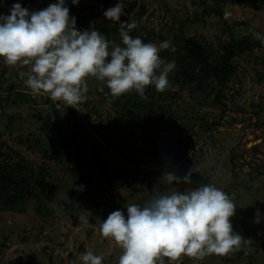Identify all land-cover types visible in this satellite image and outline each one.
I'll list each match as a JSON object with an SVG mask.
<instances>
[{"label":"rangeland","instance_id":"obj_1","mask_svg":"<svg viewBox=\"0 0 264 264\" xmlns=\"http://www.w3.org/2000/svg\"><path fill=\"white\" fill-rule=\"evenodd\" d=\"M14 2L0 0V13ZM19 2L31 11L54 0ZM65 2L78 30L94 27L121 43L119 21L103 15L117 0ZM123 3L120 20L136 21L130 35L157 44L167 39L183 52L184 41L194 38L213 64L228 45L264 33V0ZM167 53L159 55L167 61ZM232 62L222 90L213 75L189 83L175 63L163 91L149 84L143 98L135 90L112 97L89 76L84 100L71 106L33 93L23 82L28 65L0 59V264H82L84 251L117 264L121 249L101 235V220L143 203L165 171L182 177L190 170L191 183L179 188L211 182L230 195L235 211L253 206L254 217L248 226L231 217L246 240L238 250L161 257L164 264H264V47ZM63 134L76 136L80 158Z\"/></svg>","mask_w":264,"mask_h":264},{"label":"clouds","instance_id":"obj_2","mask_svg":"<svg viewBox=\"0 0 264 264\" xmlns=\"http://www.w3.org/2000/svg\"><path fill=\"white\" fill-rule=\"evenodd\" d=\"M124 7L117 0L103 11L104 17L119 21L121 43H115L94 27L78 30L65 0L31 11L15 0L7 13H0V59L28 65L23 82L33 93H47L71 106L84 100L89 76L103 81L112 97L135 90L143 98L149 84L163 91L175 61H165L159 52L170 41L157 44L130 35L136 21L120 20ZM252 35L264 44V33ZM190 172L181 177L165 171L143 203H128L126 215L116 208L101 220V235L121 249L117 264H164L161 257L174 260L182 253L226 254L246 243L232 227L236 206L227 192L211 182L178 187L181 181L191 183ZM80 260L102 264V254L84 251Z\"/></svg>","mask_w":264,"mask_h":264},{"label":"trees","instance_id":"obj_3","mask_svg":"<svg viewBox=\"0 0 264 264\" xmlns=\"http://www.w3.org/2000/svg\"><path fill=\"white\" fill-rule=\"evenodd\" d=\"M183 44V50H185V52L180 50L182 47L171 43L170 47L166 48L168 50V53L166 54V60H174L176 64H179L184 79L189 83L198 81L200 77H209L212 75L217 77L221 90L227 87V83L232 76L233 71L235 70V66L232 62L233 58L245 51L252 50L253 47H264V44H262L258 39L255 42L249 40L248 38L238 40L228 45L225 48L220 61L213 64L209 59L205 47L200 41L194 38H188ZM192 65L201 66L200 71H193ZM62 137L66 147L72 150L77 158H80L81 148L78 146L76 136L72 135L74 140L69 139L71 137L68 134H63ZM253 217V206L240 208L238 212H234V220L237 222V224L241 223L244 226H248Z\"/></svg>","mask_w":264,"mask_h":264}]
</instances>
